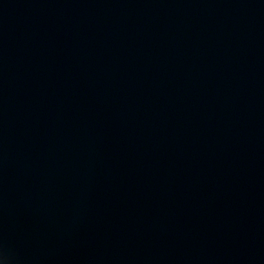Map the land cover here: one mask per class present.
Wrapping results in <instances>:
<instances>
[{"label":"water","instance_id":"water-1","mask_svg":"<svg viewBox=\"0 0 264 264\" xmlns=\"http://www.w3.org/2000/svg\"><path fill=\"white\" fill-rule=\"evenodd\" d=\"M0 264H264V0H0Z\"/></svg>","mask_w":264,"mask_h":264}]
</instances>
